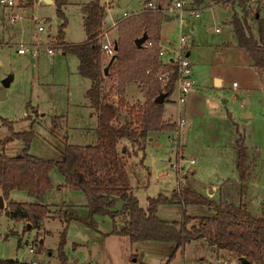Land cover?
I'll use <instances>...</instances> for the list:
<instances>
[{
    "label": "rangeland",
    "instance_id": "1",
    "mask_svg": "<svg viewBox=\"0 0 264 264\" xmlns=\"http://www.w3.org/2000/svg\"><path fill=\"white\" fill-rule=\"evenodd\" d=\"M30 1L17 0V6L6 8L0 0V89L3 82L12 77V82L6 90V99L0 101V154L5 153L11 157L22 155L25 143L18 139L16 134L33 132L30 153L44 160L62 161L66 143L85 147L97 146L99 143L98 119L92 116L91 110L86 107L85 95L91 82L78 74L79 60L75 54L62 50L63 46L57 35L59 25L64 19L58 15L56 4L37 0L30 4ZM88 1L90 0H69L65 8L68 20L65 36L69 44L79 43L87 38L82 6ZM149 1L152 0H132L128 6L123 7L121 0H101L108 9L111 8L109 13L112 18L108 22L111 27L119 19H123L125 11L132 14L129 17L139 14ZM161 1L152 2L166 8L173 0ZM192 1L194 7L199 10L197 15H185L183 23L177 13H169L168 17L171 19L164 26L170 46L168 49L178 50L177 59L183 35L188 44L195 39L223 51L226 48H240L235 44L233 27L228 22L235 11L240 13L239 5L230 3L225 6L213 0ZM256 1L249 2L250 10L254 11L252 5L255 4V8L260 6L264 15V0ZM5 10L8 15L3 21ZM12 14L16 18L14 23L9 17ZM162 14L166 15L167 12ZM256 24L257 22L251 23L253 33L258 37ZM194 25L196 29L192 31ZM40 26L44 27L43 31L39 30ZM117 36V28L116 31L109 32L111 40H116ZM231 41L234 44L227 43L224 46L226 48L220 49L218 46L222 42ZM37 42L54 47L53 56L45 49L40 50L39 58H33L29 53L25 56L17 53L21 43L32 45ZM168 49L165 50V60L170 57ZM219 60L229 68L224 73L226 81L222 87L208 89L204 87V81L196 80L197 74L205 76V64L201 66L200 72L196 71L193 76V80L198 85L202 84V87L191 91L184 104L179 102L178 87L167 99L164 118L167 123L176 124L175 131L151 133L140 146H133L126 140L120 143L119 151H128V155L123 156L125 170L129 175L133 193L143 208L148 207L149 198L159 195L171 197L174 191L179 189L180 170L176 169V165L193 169L195 188L198 192L217 199L223 187L230 185L231 181L239 180L235 146L241 133L250 153L246 203L253 215H262L264 93L257 90L260 82L233 71L234 66L239 63L237 58L231 54H223ZM234 82L239 84L238 90L234 89ZM113 84L114 79H109L108 89ZM119 99L113 97L112 101L117 103ZM127 99L131 103L145 101L144 94L135 84L128 86ZM38 109L44 117L38 118ZM125 113V110L119 111L120 120L123 122L128 119ZM56 116H65V121L63 127L60 123L61 128L55 130ZM181 119L186 124L183 128H178L177 123ZM61 129L63 134L58 135L57 132ZM191 161H194V164H191ZM193 175L190 170L187 174L188 181L194 180ZM51 179L54 188L46 194V203L54 208L59 205L68 206L69 208L66 207L67 209L62 211L76 214L82 219L88 217L84 194L69 188L61 189L65 180L58 168L52 170ZM221 183V189L213 188ZM211 188L213 193L210 192ZM0 193L3 195L1 188ZM11 200L20 203L35 202L27 193L19 191L11 194L9 201ZM121 207L122 203L118 200L116 210ZM185 213L191 217L213 216V212L202 205L185 207L169 204L160 206L158 210V216L165 221H182ZM95 220L94 228L81 221H73L70 224L64 245L69 262L168 264L171 260L169 264H240L236 255L226 250H218L204 239L190 242L180 248L172 258L177 246L175 242L132 244L126 236L112 235L115 227L121 230L124 226L121 219L114 221L108 216H101ZM24 227L23 223L11 220L5 211L0 210V260H16L20 264H31L33 260L61 264L58 251L64 231L62 221H46L42 230L24 232ZM30 245H34L39 252L37 256L31 254ZM49 253H52V256Z\"/></svg>",
    "mask_w": 264,
    "mask_h": 264
},
{
    "label": "trees",
    "instance_id": "2",
    "mask_svg": "<svg viewBox=\"0 0 264 264\" xmlns=\"http://www.w3.org/2000/svg\"><path fill=\"white\" fill-rule=\"evenodd\" d=\"M215 1L225 6L230 3L240 6V13L235 11L230 24L237 46L248 51L255 70L264 82V18L261 17L260 6L251 11V0ZM29 3L33 4V1ZM68 3L69 0H55L57 13L64 19L59 25L57 37L62 43V50L78 58L79 74L91 82L86 98L98 118L99 143L87 147L66 143L64 159L53 161L30 153L33 132L16 134L25 143L23 154L16 157L0 154V186L8 202L5 212L10 219L26 221L24 232L39 228L49 218L60 219L64 224L58 251L61 264H69L64 245L70 224L81 221L94 228L96 217L101 216H108L114 221L121 219L124 226L121 230L115 227L112 235L126 236L132 244L175 242L177 246L172 258L190 242L204 239L218 250L233 253L238 260L246 258L251 264H264V203L259 217L252 214L246 203L250 153L241 133L235 146L239 180L231 181L223 189L221 187L217 199L198 192L196 180H190L176 189L171 197L159 195L149 198L147 208L140 205L133 193L123 162V156L128 155V151L123 149L121 153L120 143L126 140L133 146H140L153 132L177 129L176 124L164 120V104L176 90L179 64L174 61L163 64L159 60L162 23L166 19L162 12L144 9L139 14L119 19L116 53L113 62L105 63L100 38L108 16L107 5L101 0H90L84 4L83 25L87 39L82 43L68 44L65 41L68 24L65 8ZM252 21L258 24V37L253 33ZM144 35H147V40L138 47L135 41ZM106 68L109 69L107 75L104 72ZM159 74H168L167 80L160 81ZM111 78L114 84L108 89ZM131 83L140 85L145 97L143 104H125L126 88ZM162 94L166 95L164 104L156 103ZM114 96L120 98L117 103L112 101ZM121 109L126 111L128 119L125 122L120 121ZM61 121L62 118H55V130ZM54 168L59 169L67 188L84 194L88 217L82 219L62 210L52 212L44 204L46 194L54 188L51 179ZM14 191L27 193L35 202L9 201ZM118 200L122 203L120 210H116ZM169 204L206 206L213 216L191 217L185 213L182 221L162 220L158 210L160 206ZM0 264L19 263L16 260H0Z\"/></svg>",
    "mask_w": 264,
    "mask_h": 264
},
{
    "label": "crops",
    "instance_id": "3",
    "mask_svg": "<svg viewBox=\"0 0 264 264\" xmlns=\"http://www.w3.org/2000/svg\"><path fill=\"white\" fill-rule=\"evenodd\" d=\"M32 1L34 3V0H32ZM38 1H44V2H47V3H55V0H37V2ZM152 1H160V2H162L161 0H152ZM213 1L215 3H217V4H222V2H218V1H215V0H213ZM88 2H85L84 4H86ZM112 6H113V4H112ZM252 6L254 7L252 9L255 10L256 9L255 8V4L252 5ZM6 8H9V7H6ZM10 8H13V7H10ZM110 9L111 8L107 9L108 16L106 17V21H105L104 27H103L104 32L107 31L108 34H109L110 31H112V32L113 31H116V28H117V32H118L117 24L113 25L112 27L108 24V22L112 18V16L109 13L110 12ZM82 12H83V6H82ZM260 13H261V17L264 18L262 9H260ZM7 15L8 14H7L6 10H5V15H4L3 21L6 19ZM9 17H10V15H9ZM170 19L171 18L168 17L162 23V29H161V47L163 48L164 51L166 49H168V47H170L169 46V43H168V40H167L166 29L164 27L166 25V22H168ZM230 21H231V19L228 20V22H230ZM12 23H14V22L12 21ZM252 23L254 24L255 22L252 21ZM191 29H192V31H195V29H196L195 25L192 26ZM217 31H219V29H217ZM233 34H234V37H235V42H236L235 44L237 45V39H236V36H235L234 31H233ZM117 38H118V36H117ZM65 41H66V37H65ZM84 41H86V40H84ZM84 41H82V42H84ZM82 42H79V43H82ZM67 43L69 44V42H67ZM227 43L234 44L232 41L231 42H222L218 46L220 47V49L221 48H226L224 46ZM21 44H23V43H21ZM75 44H78V43H75ZM185 44H186L185 45V54L189 58V60L191 62V65H192V78L195 75V72L197 71V73H199L201 66L203 67L206 64L205 67H206V70L207 71H206L205 76H200L199 74H197V79H196L197 81L198 80L204 81L206 83V86L203 85L205 88H208V89H212V87L220 88V87H222L224 85V83L226 81V77H225V74L224 73L229 68L227 66L223 65L222 62H220L219 57L220 56L223 57V54H231V56L237 58V62H239V63H237L234 66L233 71L236 74H238V75L245 74L248 77H250L251 79H254L257 82H260L261 84H259V88L257 90H259V91H261V92L264 93V82L262 81V78L260 77V75L258 74V72L255 70V68L253 66V61L250 58L249 53L245 49H241V48H226V50L223 51V50H219L218 47L215 48V47L209 45L208 43H204L203 41H196L195 39L192 40V43L191 44H188L187 43V40H186ZM167 51H169L170 57L168 56L169 57L168 60H165L164 59L165 56H164L162 58V61L161 62L163 64H169V63H172L173 61L174 62H177V60L179 59V58L178 59L176 58V54H177L178 50L177 49H171V50L168 49ZM52 56H53V54H52ZM218 63H220V64H218ZM214 70H217V72H215ZM78 74H79V66H78ZM11 82H12V77L10 79V84H11ZM132 84H135V83H131L129 85H132ZM235 84H237V82H234L233 83V87H234L235 90H238L240 88V86H239V84H237V86L235 87L234 86ZM135 85L138 86L140 92L143 94L140 85L139 84H135ZM201 85L202 84H199L198 85V83L195 82V88H194V90L195 89H198L199 87H202ZM128 86H127V88H128ZM127 88H126V94L124 96V101H125V104L126 105H131L132 106V105H137V104H143L145 102V101H143V102H137V103L136 102H133V103L129 102L128 99H127ZM86 94H87V92H86ZM114 97H116V96H114ZM85 98H86V95H85ZM86 101H87L86 107H88L91 110V115L97 117V115H95L93 109L90 107L87 98H86ZM164 106H165V104H164ZM34 109H36V108H34ZM164 112H165V107H164ZM36 114H37L38 118H39V116H41V117H44L45 116L44 114H41L40 113V110L39 109L37 110ZM164 116H165V113H164ZM56 117H60V116H56ZM61 118H62L61 125L63 127L64 121H65V116H61ZM164 120H165V118H164ZM165 121H167V120H165ZM61 125H60L59 128H61ZM61 133L63 134V129H61V130H59L57 132L58 135H61ZM153 133H156V132H153ZM9 157H11V156H9ZM191 170H192V172L194 174L193 175V179L195 180V172H194L193 169H191ZM222 184L223 183H221V185H219V186L218 185L217 186H213V188L215 190H217V188L220 189L222 187ZM0 188L2 189V186H0ZM63 188H67L66 182L63 185H61V189H63ZM211 191H213L212 188L210 189V192ZM216 195H217V192L215 193V196ZM0 197H3L2 193H0ZM3 199H4V197H3ZM12 201H14V200H12ZM4 203H5V208H6L8 202L5 199H4ZM44 204L48 205L51 208V211L52 212H55V211H58V210H62V209H67L66 207H68V206H64V205L63 206L62 205H59V206H57V207L54 208L53 206L47 204L46 201H45V199H44ZM1 211H5V209L4 210H1ZM55 219H57V218H55ZM55 219L49 218L46 221L55 220ZM20 223H23L24 226H25L26 221H22ZM44 223L39 228H36V229L42 230V228L44 226ZM41 242L44 243V240L41 239ZM49 254H50V256H52V253H49ZM18 263H19V261H18ZM69 263L70 264H74V262H69ZM89 264H92V262H90Z\"/></svg>",
    "mask_w": 264,
    "mask_h": 264
},
{
    "label": "built area",
    "instance_id": "4",
    "mask_svg": "<svg viewBox=\"0 0 264 264\" xmlns=\"http://www.w3.org/2000/svg\"><path fill=\"white\" fill-rule=\"evenodd\" d=\"M256 1V0H253ZM1 3L3 4L4 7H14L17 6L18 2L17 0H1ZM144 9L147 10H151L154 12H167L165 16V18H168V14L169 13H177L179 17H181V21L184 23L185 21V15L189 14V15H197V13L199 12V10L196 9V7H194V3L192 0H173L171 2V4H169L168 7L164 8L152 1L147 2V4L145 5ZM130 14L129 12L125 11L123 13V18H127L129 17ZM11 20L14 22L16 20L15 15L12 14L11 16ZM122 19V18H121ZM119 21V20H118ZM117 21V23H118ZM116 23V24H117ZM40 31L44 30L43 26L39 27ZM187 38L185 37V35L181 36V48L179 49V59L177 60V63L179 64V70H178V83H177V87L179 90V102L181 104H184L186 102V98L187 96L191 93V91L194 90L195 88V81L192 78V65L191 62L189 60V58L186 56L185 54V47L184 44L186 42ZM100 43L102 45V51H103V60L105 63H109L113 60L115 53H116V42L115 40H111L109 38V34L107 31L103 32L101 38H100ZM148 45H151V43H149ZM60 46V45H57ZM41 49H45V51L50 54V56H52V54H54V47L41 43V42H37L35 44L32 45H24V44H20V46L18 47L17 53L21 54V56H25V54H31V56L33 58H39L40 56V50ZM165 56V51L163 50V48L161 47L160 52H159V60L162 61V58ZM159 80L160 81H166L168 74H159ZM235 87L237 86V84L234 85ZM185 121L183 119H181L179 121V123H177L178 128H183L185 126ZM191 164H194V161H191ZM176 169L179 168V173H178V186L182 187L185 186L188 182V178H187V174L191 169H187V168H181L180 166H175ZM30 252L31 254L37 256L39 254V252L36 251V248L34 247V245H30L29 246ZM31 264H51L50 262L45 263L42 262L40 260H33L31 262ZM223 264H228L227 262L223 263Z\"/></svg>",
    "mask_w": 264,
    "mask_h": 264
},
{
    "label": "water",
    "instance_id": "5",
    "mask_svg": "<svg viewBox=\"0 0 264 264\" xmlns=\"http://www.w3.org/2000/svg\"><path fill=\"white\" fill-rule=\"evenodd\" d=\"M130 2H132V0H121V5L123 7H126L128 6V4H130ZM147 40V35H144L140 38H137L135 43L137 44L138 47H141ZM113 62V60L111 61ZM108 68L105 69V74L107 75L108 73ZM10 79L11 77H9L8 79H6L3 84H2V87L0 89V101H3L6 99V90L7 88L10 86ZM165 98H166V95L162 94L160 95L157 99H156V103L158 104H164L165 102ZM159 165V162L157 163ZM213 191H211L212 193ZM264 203V201H263ZM5 209V203H4V199L3 197H0V210H4ZM239 263L240 264H251L246 258H241L239 259Z\"/></svg>",
    "mask_w": 264,
    "mask_h": 264
}]
</instances>
